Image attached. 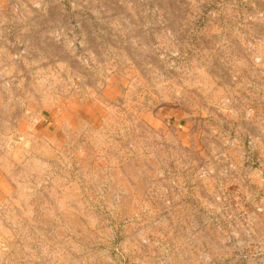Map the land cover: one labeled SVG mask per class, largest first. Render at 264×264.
<instances>
[{
	"label": "rangeland",
	"instance_id": "rangeland-1",
	"mask_svg": "<svg viewBox=\"0 0 264 264\" xmlns=\"http://www.w3.org/2000/svg\"><path fill=\"white\" fill-rule=\"evenodd\" d=\"M0 264H264V0H0Z\"/></svg>",
	"mask_w": 264,
	"mask_h": 264
}]
</instances>
